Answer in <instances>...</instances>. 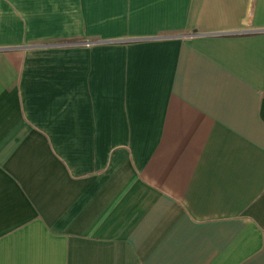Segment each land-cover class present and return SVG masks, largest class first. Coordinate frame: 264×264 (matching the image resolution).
I'll return each mask as SVG.
<instances>
[{"label":"crops","instance_id":"0c3cea01","mask_svg":"<svg viewBox=\"0 0 264 264\" xmlns=\"http://www.w3.org/2000/svg\"><path fill=\"white\" fill-rule=\"evenodd\" d=\"M0 264H264V0H0Z\"/></svg>","mask_w":264,"mask_h":264}]
</instances>
